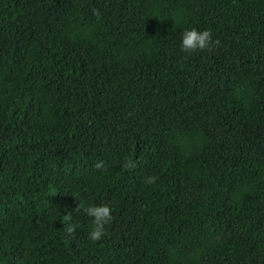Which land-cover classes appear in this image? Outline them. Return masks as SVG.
<instances>
[{
    "label": "trees",
    "instance_id": "obj_1",
    "mask_svg": "<svg viewBox=\"0 0 264 264\" xmlns=\"http://www.w3.org/2000/svg\"><path fill=\"white\" fill-rule=\"evenodd\" d=\"M0 264H264V0H0Z\"/></svg>",
    "mask_w": 264,
    "mask_h": 264
},
{
    "label": "clouds",
    "instance_id": "obj_2",
    "mask_svg": "<svg viewBox=\"0 0 264 264\" xmlns=\"http://www.w3.org/2000/svg\"><path fill=\"white\" fill-rule=\"evenodd\" d=\"M211 41V33L207 29L198 30L195 27L183 30L180 35V47L182 51L191 52L195 50H203ZM100 164H97L99 167ZM154 178L149 176L148 183H151ZM79 210L83 211L88 217L91 218L90 228L87 233L88 239L91 241L98 240L105 231V224L111 220L110 207L107 204H84L81 202ZM66 219H70L66 217ZM67 231L72 232L74 225L68 223L66 225Z\"/></svg>",
    "mask_w": 264,
    "mask_h": 264
}]
</instances>
